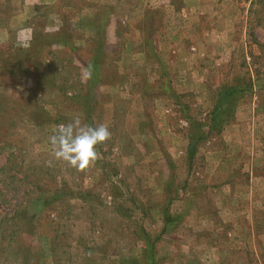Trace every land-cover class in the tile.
I'll return each instance as SVG.
<instances>
[{
	"label": "rangeland",
	"instance_id": "374dc122",
	"mask_svg": "<svg viewBox=\"0 0 264 264\" xmlns=\"http://www.w3.org/2000/svg\"><path fill=\"white\" fill-rule=\"evenodd\" d=\"M236 84L228 127L207 135L228 106L218 89ZM131 89L167 109L160 131L110 126L108 98L130 91V109ZM88 101L111 139L86 172L49 167L48 137L76 115L90 125ZM198 135L202 156L252 147L242 192L186 168ZM263 147L264 0H0V264H264Z\"/></svg>",
	"mask_w": 264,
	"mask_h": 264
},
{
	"label": "crops",
	"instance_id": "0c3cea01",
	"mask_svg": "<svg viewBox=\"0 0 264 264\" xmlns=\"http://www.w3.org/2000/svg\"><path fill=\"white\" fill-rule=\"evenodd\" d=\"M107 53H113V52H108V51L105 52L104 51V54L106 56H108ZM111 83H110V79H109V82H106V85H108L110 87V89H112L114 87L117 88V86L122 88L123 86H125L124 84L126 82H124V83H112V84ZM102 85H104V81H101V86ZM131 91L132 92L130 93V96H129L130 109H128L129 107L123 109L122 106L120 105V102L128 97V95H129L128 93L130 91L127 93V97H121L122 94H120L119 99H116V100H111L110 97L108 98V96L106 95L108 98V100H107L108 101V104H107L108 108L112 111L110 122H112L113 124L110 126L113 127L115 125V123L116 124L119 123V125L122 124L123 118L118 119V117H127L129 119V120H127V122L131 121V124L133 125L132 126L134 128L133 131L140 133L142 131H145V128H149V131L153 132L154 129L151 127H154V128L157 127L158 130L160 131V129H159L160 126L156 124V123H159V121L157 120V117H159V118L161 117L163 119L168 118L169 115L166 114L167 109H164V106L162 105L163 111H161L159 109L154 110L153 101L155 104L156 100H151L152 97H149V96L146 97V95H143V93H137V92L133 91L132 89H131ZM163 96L164 95H159V100H161V103L166 102L165 98H162ZM139 99H141L143 104L139 105V103H138L140 101ZM153 99H154V97H153ZM179 100L181 101L182 97H179ZM221 102L223 104L224 100H222ZM104 106H105V104H104ZM139 106H141V108ZM93 107H94V103H93ZM102 109H103V107H101V106L98 109V113H100V115H101ZM108 123L104 122L103 124H106L109 127ZM153 123H155V124H153ZM228 125H229L228 120L224 121V123H222L221 131L223 132V129L227 128ZM164 145L166 146V144H164ZM202 145H203V143H198L196 145V153L194 155V157L196 156L195 158L193 157V159L190 162H189L188 158H185V161L183 162L184 165L186 164L187 169H188V166L192 165V162H193V163H195V165H197L198 170L201 171V175H204V173H205L203 178L200 177V180H201L200 182H201L202 187H205L206 185L212 183V184L216 185L215 189L214 188L213 189L217 190V192H223V191L242 192V191H237L236 187L238 186V182L242 178H245L244 179L245 184L248 183V181H247L248 177L246 175L243 177H239V175L241 172L243 173L244 166L248 164L249 160H251V158L248 157V153L252 149V147L249 145L241 144L239 141H233V140H227L224 142L220 141L218 144H213V146L208 149L209 151H207L206 154L209 156H206L204 154L202 156L201 153H203V151H201V150L205 149L204 148L205 146H202ZM187 146H188V143L186 145V150H187ZM186 150H185V154L187 155ZM199 152H201V153H199ZM198 154H201V156H198ZM197 156L199 158H197ZM209 159H212L211 160V163H212L211 167L208 166L207 161H206ZM259 161L262 162V165L264 168V157H262L261 160H258V162ZM189 163H190V165H189ZM240 165L242 166V168L239 167ZM257 174L258 173L255 174L254 178H252V176H251V179L249 176V179L252 181L261 175L260 172L258 175ZM263 174L264 173H262L261 177L264 176ZM250 180H249V182H250ZM248 189H249V191H248ZM202 190H204V188H202ZM247 191L253 192L252 188H246L245 192H247ZM212 211H213V208H212ZM201 212H202V218H206L208 216V213H210L208 210H204V208L201 209ZM215 213L217 214L218 211ZM201 234H203V232H201Z\"/></svg>",
	"mask_w": 264,
	"mask_h": 264
},
{
	"label": "clouds",
	"instance_id": "9594fccd",
	"mask_svg": "<svg viewBox=\"0 0 264 264\" xmlns=\"http://www.w3.org/2000/svg\"><path fill=\"white\" fill-rule=\"evenodd\" d=\"M85 72L87 78H91L90 65ZM111 136L106 124L87 125L76 115L68 123L58 125L48 137L50 159L46 163L51 167L54 162H63L79 172H86L99 159L98 146L106 145Z\"/></svg>",
	"mask_w": 264,
	"mask_h": 264
},
{
	"label": "trees",
	"instance_id": "16d2710c",
	"mask_svg": "<svg viewBox=\"0 0 264 264\" xmlns=\"http://www.w3.org/2000/svg\"><path fill=\"white\" fill-rule=\"evenodd\" d=\"M172 1V0H171ZM89 65L93 66L94 64L89 63ZM238 84H236V86H224L221 85L220 88L218 89V96H217V103L221 105V101L224 100L225 103H228V106L225 108H220L218 107V105L213 108V110L210 111L209 113V123L207 126V135H218L221 133V128H222V123H224V121L229 120L232 117V111L231 108L233 107V103H234V98H235V94H238V88L237 87ZM94 107L92 105L91 102H87V104L84 105V108H82V111L85 112L86 117L88 119V123H90V125L92 126V119H90L92 117V114L94 115L95 111ZM224 114V117H222V115ZM91 116V117H90ZM222 117V118H221ZM199 128V126H198ZM198 128H196L198 130ZM205 135V136H207ZM204 135H198L196 136L194 139H190L191 142H188V146H187V158L189 160V162L193 159L195 153H196V145L198 143H202L205 139Z\"/></svg>",
	"mask_w": 264,
	"mask_h": 264
}]
</instances>
